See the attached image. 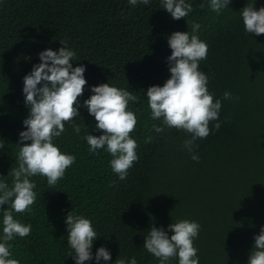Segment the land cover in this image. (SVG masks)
Here are the masks:
<instances>
[{
    "label": "trees",
    "instance_id": "16d2710c",
    "mask_svg": "<svg viewBox=\"0 0 264 264\" xmlns=\"http://www.w3.org/2000/svg\"><path fill=\"white\" fill-rule=\"evenodd\" d=\"M0 264H264V0H0Z\"/></svg>",
    "mask_w": 264,
    "mask_h": 264
}]
</instances>
